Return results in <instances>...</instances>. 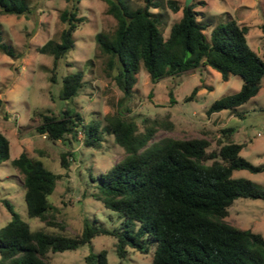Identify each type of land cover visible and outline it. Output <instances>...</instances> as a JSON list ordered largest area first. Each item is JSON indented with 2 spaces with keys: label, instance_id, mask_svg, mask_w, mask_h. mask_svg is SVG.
Masks as SVG:
<instances>
[{
  "label": "trees",
  "instance_id": "1",
  "mask_svg": "<svg viewBox=\"0 0 264 264\" xmlns=\"http://www.w3.org/2000/svg\"><path fill=\"white\" fill-rule=\"evenodd\" d=\"M80 0H67L59 12L64 22L59 39L49 38L37 46L52 56V69L67 51L74 47L73 32L82 21ZM106 11L116 19L111 32L100 31L96 41L107 55L109 74L125 95H129L142 65L152 82L159 77L210 65L222 79L230 73L242 78L238 90L214 99L206 113L229 109L240 114L237 107L253 96L264 75L263 58L248 44V26L234 18L215 24L207 39L205 25L197 18L194 2L187 5L178 0H104ZM169 6L180 17L173 21L164 35L167 16L152 8ZM0 12L28 14L29 0H0ZM264 32V22L260 24ZM0 50L15 55L13 46L2 40ZM264 56V52H263ZM82 71L75 70L61 77L58 97L71 101L82 86ZM51 79L54 78L52 74ZM196 91L193 88L189 96ZM4 100L0 97V108ZM157 120L138 128L137 122L117 109L106 112L102 119L83 122L80 113L65 107L58 114L39 111L35 125L38 133L69 145L79 141L98 146L102 132L113 135L123 147V156L105 171L99 172L91 195L118 216L112 227L96 217L84 219L80 231L73 234L32 228L7 199L4 203L10 218L0 226V264H72L52 262L48 251L75 248L91 242L98 234L115 238V252L123 257L127 247L147 251L153 247L150 264H264V236L250 227H240L220 219L238 196L264 199V188L245 176H233V170L246 168L264 170L240 154L241 142L231 140L232 126L219 128L217 147L207 149L210 139L199 136H163L152 139ZM170 127L171 122L160 123ZM74 152H60V163L68 167ZM9 157V139L0 131V162ZM11 163L21 173V184L28 216L53 224L49 194L59 173L45 166L41 159L22 149ZM89 264H108L107 250L101 248L84 255Z\"/></svg>",
  "mask_w": 264,
  "mask_h": 264
},
{
  "label": "rangeland",
  "instance_id": "2",
  "mask_svg": "<svg viewBox=\"0 0 264 264\" xmlns=\"http://www.w3.org/2000/svg\"><path fill=\"white\" fill-rule=\"evenodd\" d=\"M194 2L197 18L205 25L206 38L211 28L220 21L234 18L248 26V44L263 58L264 0H190ZM180 4L184 0H178ZM31 12L14 14L0 12L2 40L13 46L15 55L0 50V97L4 100L0 108V131L9 139V157L0 162V226L9 218L10 211L4 200L11 202L20 216L32 228L73 234L80 231L84 219L96 217L102 224L112 227L118 223L116 213L107 208L100 199L91 195L96 181L92 179L119 160L124 149L113 139V135L102 132L98 146H87L79 141L67 145L62 140H51L35 130L39 111L58 114L65 107L77 110L87 122L92 118L102 119L106 112L117 109L132 117L140 130L156 119L157 129L152 139L163 136H199L210 139L207 149L217 147L219 128L232 126L230 138L241 142L240 154L254 164H264V75L257 92L240 104V114L221 109L206 113L208 105L223 94L240 88L242 78L230 73L222 79L220 72L210 65H200L175 74L163 75L152 82L148 71L141 65L129 95H125L116 84L109 67L107 55L103 54L96 41L100 31L111 32L116 19L106 11L104 0H80L78 13L82 21L73 32L74 47L67 51L52 69V56L40 52L37 46L47 39H59L64 22L59 18L60 10L67 0H29ZM133 5L143 0H131ZM166 15L167 35L170 24L181 15V9L169 6L152 8ZM82 71V86L71 101L58 97L62 75ZM54 78L51 79V75ZM196 91L189 96L193 88ZM170 121V127L160 123ZM74 152L68 167L60 163V152L66 148ZM25 149L30 155L59 173L56 184L49 194L52 204L51 219L43 220L26 213L21 173L11 159ZM233 176H245L264 188V170L251 171L246 168L233 170ZM228 213L221 220L240 227H250L264 236V199L238 196L228 206ZM115 238L98 234L75 248L48 251L52 262L89 264L84 255L89 251L105 248L108 264H150L153 247L147 251L127 247L125 255L115 252Z\"/></svg>",
  "mask_w": 264,
  "mask_h": 264
},
{
  "label": "water",
  "instance_id": "3",
  "mask_svg": "<svg viewBox=\"0 0 264 264\" xmlns=\"http://www.w3.org/2000/svg\"><path fill=\"white\" fill-rule=\"evenodd\" d=\"M190 0H184V5H187Z\"/></svg>",
  "mask_w": 264,
  "mask_h": 264
}]
</instances>
